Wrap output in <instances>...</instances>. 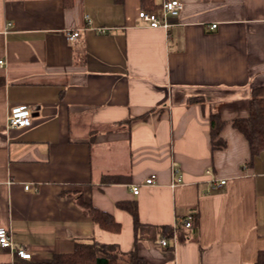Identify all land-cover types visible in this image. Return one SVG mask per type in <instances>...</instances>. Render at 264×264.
I'll use <instances>...</instances> for the list:
<instances>
[{"label": "crops", "instance_id": "1", "mask_svg": "<svg viewBox=\"0 0 264 264\" xmlns=\"http://www.w3.org/2000/svg\"><path fill=\"white\" fill-rule=\"evenodd\" d=\"M72 1L0 0V228L33 256L0 250V264H54L93 242L147 264L264 259V151L249 165L233 127L264 88V0H178L168 29L139 18L141 0ZM154 1L161 14L167 0ZM70 32L80 37L69 42ZM200 97L204 106L190 102ZM17 105L32 108V122L9 129ZM214 113L225 122L216 151ZM214 178L229 183L207 193ZM79 195L120 233L96 225ZM121 202H135L143 238ZM165 225L180 228L175 237L161 235Z\"/></svg>", "mask_w": 264, "mask_h": 264}, {"label": "trees", "instance_id": "2", "mask_svg": "<svg viewBox=\"0 0 264 264\" xmlns=\"http://www.w3.org/2000/svg\"><path fill=\"white\" fill-rule=\"evenodd\" d=\"M66 7L71 6L72 0H62ZM118 3H123L124 0H116ZM144 11L155 12L156 5L154 0H141ZM253 95L249 101V115L246 118L238 119L233 122V127L242 134L250 148L249 165L253 160L264 151V88H256L253 90ZM190 102L205 105L203 97L191 99ZM211 147L214 151L221 150L226 146V141L222 138L221 131L225 127V122L222 121L219 114H211ZM123 178L121 177H105L103 183L119 184ZM76 203L82 210L91 217L96 225H99L104 231L120 233L121 224L117 223L113 216L109 213L98 210L93 204L85 201L82 195L77 197ZM119 207L129 211L133 218L135 238L137 240L143 238L141 235L148 229L139 221L137 206L134 203L121 202ZM161 235L167 238H172L175 230L172 226L165 225L157 228ZM54 264H147L136 251L121 252L116 245H103L98 242L92 244L79 243L73 252L66 254H57L53 258ZM257 264H264L262 255H259Z\"/></svg>", "mask_w": 264, "mask_h": 264}, {"label": "built area", "instance_id": "3", "mask_svg": "<svg viewBox=\"0 0 264 264\" xmlns=\"http://www.w3.org/2000/svg\"><path fill=\"white\" fill-rule=\"evenodd\" d=\"M183 9V3L178 0H167L161 6V14L156 12L150 13L144 10H140L139 18L146 22L150 27L154 28H164L168 29L170 24L167 22L169 17H178ZM217 25H212L211 29H215ZM80 37V32H70L67 34L68 41H75ZM4 62L1 61L0 65H3ZM32 108L26 105H17L12 108L7 116L6 127L9 129H23L31 125L32 122ZM207 174L210 175L211 171H207ZM155 183L154 176L149 177L146 180V185H153ZM229 183L226 179L214 178L211 181L207 193H212L215 190L227 185ZM140 186H133L132 193L134 195L139 194ZM26 190H30V186H26ZM193 216L190 215L184 220V226L187 229H190L193 223ZM175 237V234L173 235ZM167 244V239L161 241V245L164 247ZM0 250L1 251H10L15 257H18L20 260H32V252L28 247L23 246L19 247L15 245L12 241V237L9 230L0 228Z\"/></svg>", "mask_w": 264, "mask_h": 264}]
</instances>
